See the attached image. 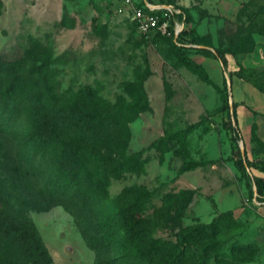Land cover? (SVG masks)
<instances>
[{"label": "rangeland", "instance_id": "obj_1", "mask_svg": "<svg viewBox=\"0 0 264 264\" xmlns=\"http://www.w3.org/2000/svg\"><path fill=\"white\" fill-rule=\"evenodd\" d=\"M164 1L183 7L196 46L227 52L225 68L196 46L187 52L203 70L187 68L166 39L140 33L128 11L117 10L119 0H0V63L30 65L62 55L50 64L57 69L51 91L66 94L58 137L85 127L77 90L89 86L96 107L108 108L96 123L118 112L96 125L97 139L113 154L141 160L136 170L110 176L103 193L84 184L53 196L45 167L29 162L24 113L10 133H0V181L25 207L55 264H124L101 221L134 199L120 197L129 186L142 192L131 212L145 217L143 229L152 237L174 242L177 231L220 217L221 226L192 243L181 264H264V218L252 181L234 164L243 145L249 160L264 165V0ZM229 95L238 103L233 113ZM234 119L241 138L230 128ZM251 172L260 174L247 167L248 177ZM0 264L31 263L0 239Z\"/></svg>", "mask_w": 264, "mask_h": 264}, {"label": "trees", "instance_id": "obj_2", "mask_svg": "<svg viewBox=\"0 0 264 264\" xmlns=\"http://www.w3.org/2000/svg\"><path fill=\"white\" fill-rule=\"evenodd\" d=\"M160 4H171L181 10L176 18L184 21L182 29L176 37L174 34L166 35L158 31H150L146 36H159L166 39L178 60L193 71H202L201 65L191 58L188 49L195 44L188 38V21L183 7L172 1L150 0ZM96 7V5H94ZM98 8V7H96ZM133 21V20H132ZM133 23L136 26L135 21ZM137 28V26H136ZM198 47L199 50L209 52L225 68L228 64L227 52L221 48H214L211 52L206 47ZM62 55L47 60L32 61L30 65L24 62L11 64L0 63V133H10L11 125L19 117L20 111L24 113L27 127L21 136H27L28 148L31 151L29 162H38L45 167V182L49 187V193L53 196L66 195L76 187L84 184L97 187L100 192L102 185L106 184L110 176L119 172L136 170L140 166L139 154H124V151L109 150L103 145L102 140L97 139L96 125L111 122L110 117L117 116L118 112L106 113L100 121L109 118L102 123H96L97 114L107 111L108 108L96 107V93L91 87H80L77 97L80 104V112L86 124L76 134L58 137L59 123L61 122L62 101L66 98L65 91L52 92L50 81L52 74L57 73L56 67H51V62L60 60ZM209 82L207 75L201 78ZM224 89L226 80L223 78ZM90 107V105H92ZM238 103L233 101L231 105L227 101V108L233 113ZM59 110L60 113L52 114ZM234 135L241 138L237 121L230 123ZM120 149H123L122 147ZM234 164L252 181L257 195V201L264 204V176L250 173L247 176V167H254L260 173H264V165L253 163L242 156L240 148L235 149ZM245 160V162H244ZM250 188L251 185H250ZM145 189V188H144ZM182 192L191 194L189 189ZM134 197L126 201L128 195ZM142 192L135 190L133 186L126 187L120 193L124 199V207L118 209L112 207L109 213L101 221L105 239L113 243L118 251V259L124 264H181L183 258L189 252V247L202 238L207 232H215L221 226L220 217H216L210 223L194 225L189 229H181L175 233L177 239L171 242L161 237H152L144 231L145 217L134 215L131 211ZM143 194H148L145 191ZM105 197V195L103 194ZM107 203L118 202L110 201ZM0 239L11 241L31 264H55L52 257L38 236L36 227L25 207L19 200L13 201L7 195L6 187L0 181ZM212 242L210 248L212 247ZM207 251L204 246L203 252ZM200 256V255H199Z\"/></svg>", "mask_w": 264, "mask_h": 264}, {"label": "built area", "instance_id": "obj_3", "mask_svg": "<svg viewBox=\"0 0 264 264\" xmlns=\"http://www.w3.org/2000/svg\"><path fill=\"white\" fill-rule=\"evenodd\" d=\"M118 11H128L127 16L135 21L137 30L146 34L150 31H158L162 34H178L184 25V21L176 18L181 10L171 4H160L150 0H119ZM196 46L195 44H187ZM257 203H262L257 201Z\"/></svg>", "mask_w": 264, "mask_h": 264}, {"label": "water", "instance_id": "obj_4", "mask_svg": "<svg viewBox=\"0 0 264 264\" xmlns=\"http://www.w3.org/2000/svg\"><path fill=\"white\" fill-rule=\"evenodd\" d=\"M226 84H227V88L229 89L230 88V80L229 79H226ZM229 104L231 105V96L229 95ZM240 151H241V154H242V156H244V147H243V145H241L240 147ZM244 162H245V160H244ZM253 189H254V192H256V190H255V187H253Z\"/></svg>", "mask_w": 264, "mask_h": 264}, {"label": "crops", "instance_id": "obj_5", "mask_svg": "<svg viewBox=\"0 0 264 264\" xmlns=\"http://www.w3.org/2000/svg\"><path fill=\"white\" fill-rule=\"evenodd\" d=\"M136 1H139V0H136ZM260 174L264 176V173H260ZM259 210L261 211L263 218H264V204L263 203L259 204Z\"/></svg>", "mask_w": 264, "mask_h": 264}]
</instances>
